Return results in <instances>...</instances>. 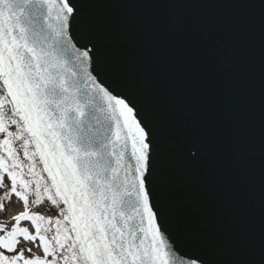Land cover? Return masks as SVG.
I'll return each mask as SVG.
<instances>
[{"label": "snow or ice", "instance_id": "1", "mask_svg": "<svg viewBox=\"0 0 264 264\" xmlns=\"http://www.w3.org/2000/svg\"><path fill=\"white\" fill-rule=\"evenodd\" d=\"M104 36L96 0H0V213L24 209L0 264H212L163 197L167 158L200 142L166 139Z\"/></svg>", "mask_w": 264, "mask_h": 264}, {"label": "water", "instance_id": "2", "mask_svg": "<svg viewBox=\"0 0 264 264\" xmlns=\"http://www.w3.org/2000/svg\"><path fill=\"white\" fill-rule=\"evenodd\" d=\"M96 2L116 76L200 142L166 160L173 221L212 264H264V0Z\"/></svg>", "mask_w": 264, "mask_h": 264}, {"label": "rangeland", "instance_id": "3", "mask_svg": "<svg viewBox=\"0 0 264 264\" xmlns=\"http://www.w3.org/2000/svg\"><path fill=\"white\" fill-rule=\"evenodd\" d=\"M0 195H3V190H0ZM23 204L22 202L16 198L15 196L12 197L11 203L6 202V212L0 213V220H11V217L17 215L19 212H22ZM22 226L31 227L28 222H22ZM34 252L40 254L39 249H34Z\"/></svg>", "mask_w": 264, "mask_h": 264}]
</instances>
